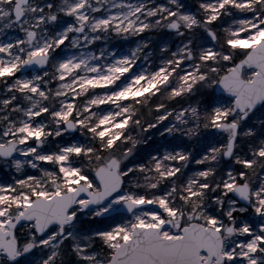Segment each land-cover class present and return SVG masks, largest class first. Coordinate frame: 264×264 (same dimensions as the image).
Listing matches in <instances>:
<instances>
[{
  "label": "snow or ice",
  "instance_id": "snow-or-ice-1",
  "mask_svg": "<svg viewBox=\"0 0 264 264\" xmlns=\"http://www.w3.org/2000/svg\"><path fill=\"white\" fill-rule=\"evenodd\" d=\"M0 264H264V0H0Z\"/></svg>",
  "mask_w": 264,
  "mask_h": 264
}]
</instances>
